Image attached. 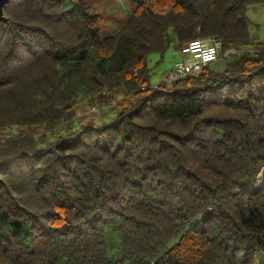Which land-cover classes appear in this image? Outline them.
Listing matches in <instances>:
<instances>
[{"label":"trees","instance_id":"obj_1","mask_svg":"<svg viewBox=\"0 0 264 264\" xmlns=\"http://www.w3.org/2000/svg\"><path fill=\"white\" fill-rule=\"evenodd\" d=\"M130 1L110 34L97 0L4 8L0 264H264V0ZM197 39L224 68L153 86Z\"/></svg>","mask_w":264,"mask_h":264},{"label":"rangeland","instance_id":"obj_2","mask_svg":"<svg viewBox=\"0 0 264 264\" xmlns=\"http://www.w3.org/2000/svg\"><path fill=\"white\" fill-rule=\"evenodd\" d=\"M97 6L101 12L104 21H103V30L105 33H113L120 26L123 25L125 19L129 17L131 12L134 9V5L130 0H97ZM108 18L116 19L117 23H114V20H107ZM248 18L252 23L251 32L252 34L261 41H264V5L263 6H251L248 10ZM119 20V21H118ZM259 25V26H258ZM110 29V30H106ZM181 60V55L174 46L165 53L164 57L161 58L158 54H152L150 56L149 66L153 70V75L151 78L152 85H157L164 81L165 75L170 71L176 62ZM210 66L223 69L224 60L219 58L215 62L211 63ZM114 98L112 94H101L100 97ZM111 96V97H110ZM121 96H118L115 101L120 99ZM95 101L84 102L77 107V114L80 117L81 124H91L92 122L98 120V107L94 105ZM118 102V101H117Z\"/></svg>","mask_w":264,"mask_h":264},{"label":"built area","instance_id":"obj_3","mask_svg":"<svg viewBox=\"0 0 264 264\" xmlns=\"http://www.w3.org/2000/svg\"><path fill=\"white\" fill-rule=\"evenodd\" d=\"M220 44L214 39H197L189 42L180 52L183 57L165 75L164 82L171 84L188 77L199 76L204 67L218 59Z\"/></svg>","mask_w":264,"mask_h":264},{"label":"water","instance_id":"obj_4","mask_svg":"<svg viewBox=\"0 0 264 264\" xmlns=\"http://www.w3.org/2000/svg\"><path fill=\"white\" fill-rule=\"evenodd\" d=\"M8 2L9 0H0V21H3L5 19L4 8Z\"/></svg>","mask_w":264,"mask_h":264}]
</instances>
